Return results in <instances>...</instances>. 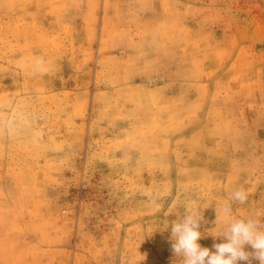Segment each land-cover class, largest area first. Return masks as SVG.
Instances as JSON below:
<instances>
[{
    "label": "rangeland",
    "instance_id": "rangeland-1",
    "mask_svg": "<svg viewBox=\"0 0 264 264\" xmlns=\"http://www.w3.org/2000/svg\"><path fill=\"white\" fill-rule=\"evenodd\" d=\"M226 201L264 222V0H0V264H181Z\"/></svg>",
    "mask_w": 264,
    "mask_h": 264
},
{
    "label": "clouds",
    "instance_id": "clouds-1",
    "mask_svg": "<svg viewBox=\"0 0 264 264\" xmlns=\"http://www.w3.org/2000/svg\"><path fill=\"white\" fill-rule=\"evenodd\" d=\"M31 70L33 73L46 72L48 66L43 58H34ZM247 198L248 193L244 188L230 193V200L241 204ZM216 211L217 220L222 217L223 223L218 234L213 236L223 237L226 242L214 244V252L198 243L202 237L199 230L203 219L200 209H187L181 218L172 222V250L176 257H181V264H237L238 261H249L250 257L264 264V222L254 217H234L232 205L228 201ZM245 246H251L254 252L249 253Z\"/></svg>",
    "mask_w": 264,
    "mask_h": 264
}]
</instances>
